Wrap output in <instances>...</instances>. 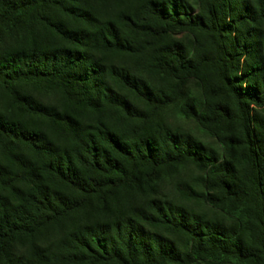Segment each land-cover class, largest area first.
<instances>
[{"label":"trees","instance_id":"16d2710c","mask_svg":"<svg viewBox=\"0 0 264 264\" xmlns=\"http://www.w3.org/2000/svg\"><path fill=\"white\" fill-rule=\"evenodd\" d=\"M0 264H264V0H0Z\"/></svg>","mask_w":264,"mask_h":264}]
</instances>
